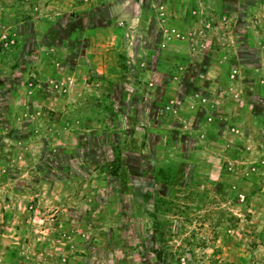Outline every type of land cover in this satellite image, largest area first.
<instances>
[{
  "label": "rangeland",
  "instance_id": "obj_1",
  "mask_svg": "<svg viewBox=\"0 0 264 264\" xmlns=\"http://www.w3.org/2000/svg\"><path fill=\"white\" fill-rule=\"evenodd\" d=\"M120 248L264 264V0H0V264Z\"/></svg>",
  "mask_w": 264,
  "mask_h": 264
},
{
  "label": "trees",
  "instance_id": "obj_2",
  "mask_svg": "<svg viewBox=\"0 0 264 264\" xmlns=\"http://www.w3.org/2000/svg\"><path fill=\"white\" fill-rule=\"evenodd\" d=\"M117 147H119V146H117ZM121 152L122 151L119 150L118 154L115 157V159H117L116 161H118V163H119L116 166V168H118V170H119V168L121 169V172L118 173V175H120V176L127 175L128 176L130 174V172H128V170H127V159L124 160L123 155L121 154ZM124 163L126 164V166L124 165ZM118 170H114V171H118ZM134 174H138L139 175V170H136V172H134ZM149 238L153 242H154L155 239L158 240L157 234H155V235L146 234V239L148 240ZM103 252H104L103 258H102L101 255L100 256L106 262V264H120L121 263V260H122L121 248H120V250H118L117 253H114L112 249L104 250ZM169 257H170V261H173V262L175 261L174 255L171 254ZM166 260H167L166 257L160 258L159 262H157L155 264H167L168 261H166ZM145 263H148V262H145Z\"/></svg>",
  "mask_w": 264,
  "mask_h": 264
},
{
  "label": "crops",
  "instance_id": "obj_3",
  "mask_svg": "<svg viewBox=\"0 0 264 264\" xmlns=\"http://www.w3.org/2000/svg\"><path fill=\"white\" fill-rule=\"evenodd\" d=\"M75 8H78L79 7V5L78 6H74ZM93 4H92V6H91V10H89L90 11V14H92L93 15V18H95L94 16L97 14V13H100V10H98V9H93ZM76 20V19H75ZM93 22H94V19L93 20H90V24H93ZM77 23H79V24H76V26H82L83 25V23H82V21H79V22H77ZM20 31H21V29H20ZM48 32V33H47ZM47 32L46 33H44V38L46 39L45 41H46V43L47 44H45V45H53L54 44V42H57L58 40H56V39H54L53 37H52V35L54 34L51 30H47ZM21 34H22V32H21ZM84 46H86L87 45V40H85L84 42ZM35 43H33V44H29L28 42H26V41H24V42H22V45H21V47L22 48H20V49H18V51L20 50V54H18L17 56H14V59H15V61H16V63H18V64H20V65H22L21 63H20V59L21 60H27L28 59V57L30 56V55H33L34 54V47H35V45H34ZM40 45V44H39ZM84 46L82 45V47L84 48ZM79 48H81V47H79ZM27 52H30V54H29V56L26 58V53ZM84 54V53H83Z\"/></svg>",
  "mask_w": 264,
  "mask_h": 264
}]
</instances>
